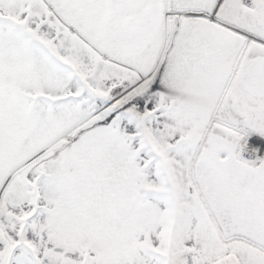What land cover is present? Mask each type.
<instances>
[{"label": "snow or ice", "instance_id": "6c2138e0", "mask_svg": "<svg viewBox=\"0 0 264 264\" xmlns=\"http://www.w3.org/2000/svg\"><path fill=\"white\" fill-rule=\"evenodd\" d=\"M0 264H264V0H0Z\"/></svg>", "mask_w": 264, "mask_h": 264}]
</instances>
